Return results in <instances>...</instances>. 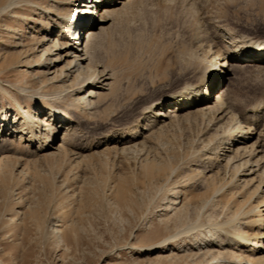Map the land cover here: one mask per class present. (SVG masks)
Returning a JSON list of instances; mask_svg holds the SVG:
<instances>
[{
    "label": "rangeland",
    "instance_id": "1",
    "mask_svg": "<svg viewBox=\"0 0 264 264\" xmlns=\"http://www.w3.org/2000/svg\"><path fill=\"white\" fill-rule=\"evenodd\" d=\"M138 2L127 13L131 15L126 14L131 19L125 15V21L111 25V35L107 33L99 41L97 54L101 59L114 58L115 72L110 87L93 98L90 107L86 104L74 114L76 123L71 120L64 125H75L66 155L57 153V149L38 151L36 147H30L32 152L27 153L26 143L19 141L13 131L14 104L3 90L20 98L18 90L25 88L35 96L25 98V106L38 109L45 105L42 97L50 98L69 84L74 75L67 81H53L66 59L57 69L49 70L48 80L41 77L44 69L34 67L33 62L40 57V61L53 58L55 51L46 55L45 49L55 42L59 29L47 35V41L37 45L35 53H23L27 45L32 46L43 35L42 27L48 21L40 10L31 13L34 4L30 0H0V113L9 111L11 118V126L2 130L0 125V144L2 138L13 139L10 149L2 154L11 161L0 166V264H220L225 257L216 248L206 254L202 253L205 249H189L191 241L182 237L174 242L176 245L149 247L166 235L163 219L174 213L175 206L182 209L175 226L178 229L195 223L206 230L216 218V213L205 211L197 201L206 188L202 170L210 164L199 159L201 147L214 130L204 131L201 118L189 115L145 131L143 126L150 114L143 116L141 111L191 81L194 69L220 61L215 52L231 49V38L264 40V0ZM27 15L34 20L23 22ZM12 26L17 29L15 33ZM76 46L73 41L68 50ZM208 48L210 51L204 52ZM82 91L77 95L82 96ZM223 93L237 111L263 100L264 73L238 69L213 101ZM58 105L62 112H71L67 101H59ZM46 114L45 108L37 113L39 124ZM136 129L139 132L135 140L129 144L121 141ZM41 131L53 130L41 125ZM60 132L54 134L51 143L56 147L61 143ZM168 162L177 165L178 173L169 178L150 175ZM150 163L154 164L151 172L147 170ZM191 169L199 173L193 174ZM216 176L212 181L218 179ZM173 186L178 191L177 200L182 201L165 211ZM184 197L192 199L187 206L182 204ZM167 226L172 232V223ZM177 247L182 250L173 249Z\"/></svg>",
    "mask_w": 264,
    "mask_h": 264
},
{
    "label": "bare ground",
    "instance_id": "2",
    "mask_svg": "<svg viewBox=\"0 0 264 264\" xmlns=\"http://www.w3.org/2000/svg\"><path fill=\"white\" fill-rule=\"evenodd\" d=\"M45 1L30 0L34 4L31 13L40 10L41 15L44 14L48 22L44 24V27L41 26L43 35L32 46L27 45L23 53H35L36 46H43L47 41L46 36H51L55 29H59L56 34L57 37L54 39L55 42L51 40L52 45L50 42V46L45 49L46 55L51 54V50L55 51L53 58L49 61L47 58L40 61V57L38 60L32 61L35 63L34 67L44 69L45 72L42 73L41 77L48 80L49 70L57 69L59 63L66 59V64L58 68L59 73L54 76L53 81H67V77L74 76L66 87L64 85L63 88L56 90L52 97H42L45 105L38 109L25 106L24 99L34 96L25 91V88L18 90L21 94L20 98H16L13 93L6 89L3 90L4 95L9 98L8 101L14 104L16 115L13 120L14 124L16 123V128L13 131L18 134L19 141L23 140L22 142L26 143L27 153L32 152L30 147H36L38 151L57 149V153L66 154L69 149L66 150V148L70 144V137L75 127L73 124L76 123L73 119L74 114L80 108H86V104L90 107V104L93 103L91 101H94L93 98L99 97L101 91L110 87L112 81L110 79L115 72L114 58L101 59L100 54H97L99 41L105 35L107 36V33H110L111 25L119 20L118 25H121L122 20L125 21L124 16L136 7L135 5L139 3V0H49L50 4ZM62 11L65 13L61 14ZM11 12L15 13L14 11ZM134 12L136 13L133 11V14ZM127 15L126 18L129 17ZM13 16L15 18L20 17L17 14ZM32 20L34 19L30 15L22 19L23 22H31ZM6 30H10V28H6ZM15 30L17 29H14V33ZM78 34L79 38L77 39ZM125 36L129 37L126 34ZM79 39L82 40L81 43H78ZM231 39L232 45H234L231 49L215 52L216 59L220 61L215 64L212 63L208 67L204 66L203 69H194L191 72V81L185 82L181 88L171 92L168 96L153 101L141 111L143 116L150 114L148 118L146 117L147 120L143 126L145 131H150L157 126L159 128L165 127L174 121L186 119L189 115L201 118L200 123L204 126V131L214 130V134L206 139L201 147L203 153L199 159L210 164H208V168L202 170L204 173L202 183L205 182L206 188L204 194L197 197V201H201L200 206L202 205L201 208L205 211L209 210L212 214L216 213V218L206 225V230H202L204 225L195 223L178 229L175 226L178 224L177 221L182 209L175 206L173 208L174 213L165 216L163 219L167 225L172 223L173 231H169V226L164 225L165 229L168 230L166 235L149 247L161 246L166 248L169 244L176 242L179 237H182L184 240L196 241L194 243L188 242L191 245L188 248L196 247L199 251L205 249L202 252L204 254L213 251L214 248L222 250L220 254L225 257L221 258L220 264H264V128L262 129L264 126L262 124L264 99L249 103L238 111L226 99L227 95L224 93L218 95L216 101H213L215 95L223 89L234 71L247 69L256 73H264V40L252 41L243 38V40L235 41L234 38ZM48 40L50 39L48 38ZM73 41L78 43L76 44L78 47L69 51V45ZM209 51L208 48L204 52ZM28 64L32 67V62H28ZM65 70L66 73L63 72ZM81 91L82 96L77 95L81 94ZM59 101H67V107L71 112H62L63 110H60L58 105ZM44 108L47 110V117L43 123L41 122L42 124H39L40 120L38 122L37 113ZM71 120L74 123L70 127L64 126L65 124L69 125L67 121L71 123ZM9 122H11L9 111L0 113L2 130L11 126ZM41 125L47 129L51 127L53 131L42 134ZM58 125L60 126L57 127ZM59 131H61L62 139L56 147L51 143L54 134ZM138 132V129L132 131L129 134L130 137L123 138L124 140L121 141L129 144L131 140L137 138ZM257 132V138L249 143ZM10 133L11 135L15 134ZM1 141L3 142L0 144V166H3V162L11 161L8 157L3 158L2 154L10 149L13 139L9 140L5 137ZM51 154H55V152H51ZM169 163L161 165L158 171L152 172L150 175L163 174L164 176L168 175L166 178H169L176 172L178 173L177 165L172 166ZM149 165L147 170L151 172L154 164L150 163ZM191 171L193 174L199 173V170L196 169H191ZM209 172L211 173L208 174ZM214 175H217L218 179L212 181L215 179ZM184 179L189 180L190 178L185 177ZM185 184L186 182L181 183L183 187ZM175 189L176 186L170 188L172 198L164 206L165 211H171L169 209L173 205L182 201L177 200L178 195L176 193L178 191ZM187 202L190 204L192 199L184 197L182 204L187 206ZM184 213L182 212V214ZM208 214L212 217L210 213ZM58 231L62 233V227L58 228ZM198 236H200L199 239L196 238ZM173 249L182 250L179 247Z\"/></svg>",
    "mask_w": 264,
    "mask_h": 264
}]
</instances>
